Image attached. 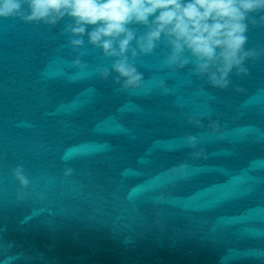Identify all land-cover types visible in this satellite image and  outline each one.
<instances>
[{"label": "water", "instance_id": "95a60500", "mask_svg": "<svg viewBox=\"0 0 264 264\" xmlns=\"http://www.w3.org/2000/svg\"><path fill=\"white\" fill-rule=\"evenodd\" d=\"M64 23L0 18V264H264V57L218 89L190 65L161 68V44L136 66L172 92L117 91L86 37L88 67L72 64ZM248 37L264 45V27ZM205 99L211 116L190 124ZM189 134L203 136L200 158ZM17 164L31 181L22 200Z\"/></svg>", "mask_w": 264, "mask_h": 264}, {"label": "clouds", "instance_id": "9594fccd", "mask_svg": "<svg viewBox=\"0 0 264 264\" xmlns=\"http://www.w3.org/2000/svg\"><path fill=\"white\" fill-rule=\"evenodd\" d=\"M10 17L50 27L65 20L60 34L76 53L72 64L81 70L88 67L80 51L86 37L88 44L101 50L102 59L111 58L110 66L97 63L94 71L102 79L111 76L119 85L117 91L140 90L147 95L154 88L162 95L172 92L165 79L155 75L151 87H146L144 74L136 66L140 56L153 54L161 44V68L175 71L190 65L191 75L218 89L231 85L233 73L247 76V61L264 57V45L247 46L249 28L264 27V0H0V18ZM194 95L207 97L208 93L198 86ZM178 107L183 109L185 103ZM196 107L205 111L193 112L187 119L202 126V119L211 116L207 99ZM218 129L217 121L209 119L206 134L211 136ZM202 140L203 136L191 134L184 138L194 149L192 159L204 155V148H197ZM185 168L181 164L179 172L183 174ZM72 171L68 167L64 175ZM11 172L19 183L17 198L22 200L31 181L23 164ZM161 199L157 197L154 203Z\"/></svg>", "mask_w": 264, "mask_h": 264}]
</instances>
